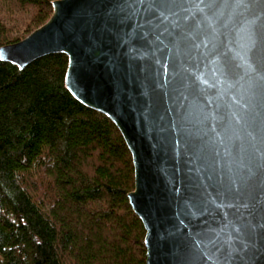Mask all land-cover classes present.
Wrapping results in <instances>:
<instances>
[{
  "label": "water",
  "instance_id": "95a60500",
  "mask_svg": "<svg viewBox=\"0 0 264 264\" xmlns=\"http://www.w3.org/2000/svg\"><path fill=\"white\" fill-rule=\"evenodd\" d=\"M52 54L131 154L145 264H264V0H54L0 47Z\"/></svg>",
  "mask_w": 264,
  "mask_h": 264
},
{
  "label": "trees",
  "instance_id": "16d2710c",
  "mask_svg": "<svg viewBox=\"0 0 264 264\" xmlns=\"http://www.w3.org/2000/svg\"><path fill=\"white\" fill-rule=\"evenodd\" d=\"M54 0H0V47L42 26ZM67 57L0 61V264H145L116 126L65 87Z\"/></svg>",
  "mask_w": 264,
  "mask_h": 264
},
{
  "label": "rangeland",
  "instance_id": "374dc122",
  "mask_svg": "<svg viewBox=\"0 0 264 264\" xmlns=\"http://www.w3.org/2000/svg\"><path fill=\"white\" fill-rule=\"evenodd\" d=\"M30 33H31V32H30ZM30 33H29V34H30ZM29 34H27L26 36H28ZM26 36H25V37H26ZM23 39H24V38H23Z\"/></svg>",
  "mask_w": 264,
  "mask_h": 264
}]
</instances>
